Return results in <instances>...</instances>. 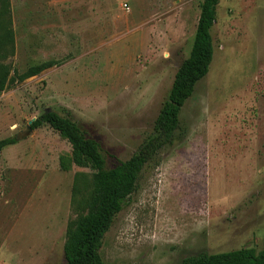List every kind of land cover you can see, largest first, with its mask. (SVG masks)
Listing matches in <instances>:
<instances>
[{"label":"rangeland","instance_id":"1","mask_svg":"<svg viewBox=\"0 0 264 264\" xmlns=\"http://www.w3.org/2000/svg\"><path fill=\"white\" fill-rule=\"evenodd\" d=\"M202 2L0 0L15 37L4 64L22 74L59 62L0 92V140L19 139L0 153V264H66L67 233L92 195L94 171L49 126L28 133L30 122L70 117L108 169L128 161L155 134ZM211 34L210 72L106 234L105 264L263 248L264 0H220Z\"/></svg>","mask_w":264,"mask_h":264},{"label":"trees","instance_id":"2","mask_svg":"<svg viewBox=\"0 0 264 264\" xmlns=\"http://www.w3.org/2000/svg\"><path fill=\"white\" fill-rule=\"evenodd\" d=\"M219 3L220 0H203L190 54L175 75L169 96L155 121V134L128 161L108 169L99 143L88 138L70 117L47 111L31 123L33 131L49 126L61 134L71 144L75 161L80 163L83 159L94 171L87 213L67 233L64 245L66 264H105L101 249L106 234L128 198L136 191L146 165L161 149L174 143L183 107L210 72L215 52L211 31L217 20ZM11 25L10 19L0 25L3 29L0 36V92L59 65L57 61H47L20 74L4 64L9 55H14L15 37ZM18 142L17 137L0 140V153ZM182 264H264V239L260 252L253 249L221 254L203 252L186 257Z\"/></svg>","mask_w":264,"mask_h":264},{"label":"water","instance_id":"3","mask_svg":"<svg viewBox=\"0 0 264 264\" xmlns=\"http://www.w3.org/2000/svg\"><path fill=\"white\" fill-rule=\"evenodd\" d=\"M33 121H34V120H33ZM33 121H32V122H33ZM32 122H30V125H31ZM30 125L28 126V133H30V132L33 131Z\"/></svg>","mask_w":264,"mask_h":264}]
</instances>
